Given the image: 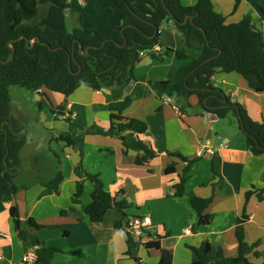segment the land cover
Instances as JSON below:
<instances>
[{"label":"crops","instance_id":"0c3cea01","mask_svg":"<svg viewBox=\"0 0 264 264\" xmlns=\"http://www.w3.org/2000/svg\"><path fill=\"white\" fill-rule=\"evenodd\" d=\"M212 1L215 11L226 18L227 24L238 23L246 15L252 16L254 26L264 38V0H242L236 13L233 1ZM181 2L184 6H193L198 0ZM70 18L76 21L73 30L87 27L104 33L115 31L123 23L115 0L72 2L67 11V20ZM160 42L156 55L166 53L167 56L162 60L144 53L134 71L136 80L121 91L113 92L111 86L99 91L82 87L66 100L61 94L53 92L51 96V91H40L43 97L52 98L49 99L52 112L70 123L67 134L73 144L69 149L75 156L66 154L61 161L60 172L65 179L58 194L43 186L48 180L26 184L24 187L36 190L20 188L17 194L4 199L0 232L11 238L0 241V264H19L25 254L38 248L57 249L52 264H138L126 256L130 248L127 220L137 217L151 220L145 228V242L160 243V249L137 243L136 256L141 264H158L162 250L172 253L173 264H193L194 256L189 247L198 248L204 242L212 245L213 256L220 248L227 257L238 256L237 222L246 206V193L264 188V157L254 156L247 149L245 134L228 120L230 116L216 119L202 109L196 95L181 99L162 93L171 84L175 71L189 62L179 60L177 51L184 49L191 57H197L200 52L187 47L185 36L173 23L161 29ZM234 74L218 73L212 84L224 89L233 102L243 105L255 121L264 122V93L254 92L244 78ZM127 98L132 103L124 115L147 124V132L139 137L156 152L153 159L144 160L143 152L124 153L118 137L85 131H108L110 104ZM253 107L257 109L253 111ZM215 155L220 158V177L217 178L212 173ZM190 160L194 162L189 166ZM80 162L86 172L100 176L107 192L117 200L127 201L128 219H124L117 208L109 210L99 223L83 215L82 205L92 201L94 184L85 181L82 205L73 203L79 180L75 170ZM171 164L176 166L175 173L167 175L165 170ZM187 167L185 194L178 198L174 185ZM193 197H213V203L203 214V224L196 231L192 229L197 222L191 203ZM11 207L18 208L21 226L36 237L40 245L32 248L17 237ZM246 209L250 216L245 224L246 240L249 244L260 243L257 250L264 251V199L253 195ZM30 218L41 228L31 227ZM251 261L262 264L263 258L252 257Z\"/></svg>","mask_w":264,"mask_h":264},{"label":"trees","instance_id":"16d2710c","mask_svg":"<svg viewBox=\"0 0 264 264\" xmlns=\"http://www.w3.org/2000/svg\"><path fill=\"white\" fill-rule=\"evenodd\" d=\"M75 1L79 0H0V212L5 210L4 199L20 190L14 179L20 170V155L27 142L26 127L11 113L10 88L19 86L37 94L46 89L63 95L65 100L82 87L99 91L111 86L113 92L121 91L136 80L134 71L142 61V53L162 60L167 56L166 53L156 55L155 49L161 45V29L168 23H173L185 36L189 49L200 53L191 57L184 49L177 51L179 60L189 62L175 71L171 84L162 93L181 99L196 95L202 109L216 119H225L233 114L246 136L247 149L254 156L264 157V122L255 121L243 105L233 102L224 89L212 84L218 73H236L245 79L251 90L264 93V38L254 26L252 16L246 15L238 23L227 24L226 18L215 11L212 0H198L193 6H184L181 0H115L123 19L115 31L104 33L87 27L70 31L67 11ZM231 1L236 13L242 0ZM187 17L190 21L184 24ZM34 39L37 41L33 42ZM86 49L88 51L83 55ZM13 55L14 59L5 63ZM210 58L213 59L203 65ZM131 103L132 100L127 98L110 104L111 127L108 131H85L118 137L125 148L124 153L129 150L143 152L144 160L153 159L156 152L139 137L147 132V124L124 115ZM61 138L68 145L73 144L68 134ZM193 162L190 160L189 166ZM219 163L220 158L213 156L212 173L215 178L220 177ZM188 169L185 168L184 175L174 185L178 198L185 194ZM175 170V164H171L165 172L170 175ZM75 173L79 180L72 198L74 204L82 205L85 181L94 184L92 201L82 205L84 216L93 223H99L109 210L117 208L124 219H128L125 211L129 204L107 192L99 175L86 172L82 162ZM64 178L59 172L43 186L58 194ZM213 187L216 190L217 185ZM253 195L263 200L264 188L246 193V206L236 227L238 256L227 257L222 248L213 256L212 245L204 242L198 248L189 247L194 256L193 264H256L251 261L252 257L263 258L264 264V251L257 250L260 243L249 244L246 240L245 224L250 219L246 207ZM191 203L197 216L192 228L196 231L203 224V214L213 203V197H193ZM10 215L17 237L32 248L40 245L38 239L21 226L17 207L10 208ZM29 225L41 228L33 218H30ZM127 241L130 248L126 256L141 264L136 256L138 244L129 232ZM146 247L160 249V243L149 242ZM56 251L55 248L36 249L39 262L52 264ZM158 264H173L172 253L162 250Z\"/></svg>","mask_w":264,"mask_h":264},{"label":"rangeland","instance_id":"374dc122","mask_svg":"<svg viewBox=\"0 0 264 264\" xmlns=\"http://www.w3.org/2000/svg\"><path fill=\"white\" fill-rule=\"evenodd\" d=\"M73 22L76 21L71 18L68 20L70 31L73 30ZM50 94L52 96L54 93L50 92ZM10 96L11 113L26 127L27 133V142L20 155L21 167L14 183L27 191L36 190L24 186L55 178L61 171L60 164L61 161L65 160L66 154L71 153L73 155L68 142L61 138L63 134L68 133L67 129H70V123L63 121L60 116H57L58 114L52 112V105L49 100H52L51 97H43L41 93L38 95L19 86L10 88ZM252 109L254 111L257 107ZM229 116L228 120L231 119L238 130L237 118L233 114ZM80 159L83 162V155H80ZM64 197L67 198L66 191Z\"/></svg>","mask_w":264,"mask_h":264},{"label":"built area","instance_id":"2783aa9c","mask_svg":"<svg viewBox=\"0 0 264 264\" xmlns=\"http://www.w3.org/2000/svg\"><path fill=\"white\" fill-rule=\"evenodd\" d=\"M141 55H144L143 53ZM151 224V220L148 217L144 218H132L127 220V230L131 234L133 240L139 244H145L147 239L145 228ZM11 237L6 233L0 232V241L9 240ZM147 244V243H146ZM19 264H41L39 262L38 254L36 249L29 251L21 258Z\"/></svg>","mask_w":264,"mask_h":264},{"label":"water","instance_id":"95a60500","mask_svg":"<svg viewBox=\"0 0 264 264\" xmlns=\"http://www.w3.org/2000/svg\"><path fill=\"white\" fill-rule=\"evenodd\" d=\"M189 21H190V17H187V18L185 19V21H184V24H187ZM123 33H124V29L122 30V34H123ZM22 38H23V37H21V38H19V39H22ZM36 41H37V40L34 39L33 42H36ZM87 51H88V49H86L82 54L85 55V54L87 53ZM13 52L15 53L14 49H13ZM13 59H14V55H13V57H12L9 61H7V62H5V63H9V62L12 61ZM212 59H213V58L208 59L206 62L203 63V65L206 64V63H208V62H210ZM0 62H1V61H0ZM38 95H39V94H38Z\"/></svg>","mask_w":264,"mask_h":264}]
</instances>
